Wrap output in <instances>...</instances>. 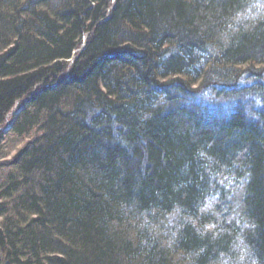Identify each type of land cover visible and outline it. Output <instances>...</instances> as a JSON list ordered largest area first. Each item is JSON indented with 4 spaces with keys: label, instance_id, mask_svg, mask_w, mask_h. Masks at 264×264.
<instances>
[{
    "label": "trees",
    "instance_id": "16d2710c",
    "mask_svg": "<svg viewBox=\"0 0 264 264\" xmlns=\"http://www.w3.org/2000/svg\"><path fill=\"white\" fill-rule=\"evenodd\" d=\"M0 264H264V0H0Z\"/></svg>",
    "mask_w": 264,
    "mask_h": 264
},
{
    "label": "bare ground",
    "instance_id": "6f19581e",
    "mask_svg": "<svg viewBox=\"0 0 264 264\" xmlns=\"http://www.w3.org/2000/svg\"><path fill=\"white\" fill-rule=\"evenodd\" d=\"M12 115L16 116L17 115V110L13 111Z\"/></svg>",
    "mask_w": 264,
    "mask_h": 264
},
{
    "label": "water",
    "instance_id": "95a60500",
    "mask_svg": "<svg viewBox=\"0 0 264 264\" xmlns=\"http://www.w3.org/2000/svg\"><path fill=\"white\" fill-rule=\"evenodd\" d=\"M18 112H19V111H18ZM18 112H17V113H18ZM11 126H12V125L8 126L5 130H10V129H11Z\"/></svg>",
    "mask_w": 264,
    "mask_h": 264
},
{
    "label": "rangeland",
    "instance_id": "374dc122",
    "mask_svg": "<svg viewBox=\"0 0 264 264\" xmlns=\"http://www.w3.org/2000/svg\"><path fill=\"white\" fill-rule=\"evenodd\" d=\"M12 116H13V115H12ZM12 116H11V117H12ZM13 117H14V116H13ZM14 118H15V117H14Z\"/></svg>",
    "mask_w": 264,
    "mask_h": 264
}]
</instances>
